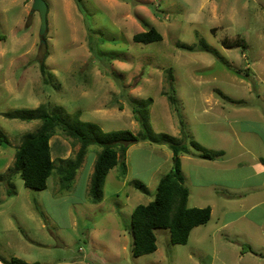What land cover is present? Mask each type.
I'll return each mask as SVG.
<instances>
[{"label": "rangeland", "instance_id": "374dc122", "mask_svg": "<svg viewBox=\"0 0 264 264\" xmlns=\"http://www.w3.org/2000/svg\"><path fill=\"white\" fill-rule=\"evenodd\" d=\"M45 1L41 43L34 0H0V129L8 139L0 145V258L41 264H264V216L241 215V196L252 189L239 188V169L201 196L190 161L181 157L188 205L214 204V214L192 229L185 244H174L169 230L157 229V250L140 256L132 254V212L155 198L160 177L173 168L167 162L155 168L161 159L147 149L163 144L136 143L129 152V176L136 179L124 184L119 167L112 168L102 203L89 195L98 145L88 147L69 190L61 188L57 172L45 190L27 187L19 175L8 178L24 136L41 126L40 120L8 114L40 106L68 120L95 122L104 132L138 133L134 104L156 137L186 142L193 157L203 151L216 155L226 146L224 159L233 158L231 163H254V156L264 162V142L246 132L245 121L264 120V0ZM150 27L163 35L161 41L133 40ZM180 119L188 134L183 140ZM50 142L56 166L74 159L80 148L61 131ZM136 182L150 195L134 192Z\"/></svg>", "mask_w": 264, "mask_h": 264}, {"label": "trees", "instance_id": "16d2710c", "mask_svg": "<svg viewBox=\"0 0 264 264\" xmlns=\"http://www.w3.org/2000/svg\"><path fill=\"white\" fill-rule=\"evenodd\" d=\"M162 39L163 35L155 27H150V29L133 36L134 41L142 43H151ZM186 47L191 49V46ZM206 50L209 49L206 48ZM40 67L44 75L46 71L44 62ZM170 100L177 110L176 97L171 95ZM132 109L135 118L141 125L138 133L130 130L104 132L95 122L83 121L79 117L75 120H68L42 106L9 113L8 116L11 118H18L26 122L40 120L41 126L37 131L24 136L15 154V160L11 167L12 174L8 178L11 181L13 177L19 175L27 187L45 190L48 187L49 177L57 172L60 176L61 188L69 190L83 163L88 147L98 145L101 147V151L95 161L89 195L92 202L99 203L104 197L102 187L109 171L118 166L122 177L127 174L126 153L130 145L140 141L167 145L173 152V168L159 179L155 198L147 204L137 205L132 212V254L140 256L157 250V229L169 230L171 241L174 244L187 243L192 229L206 224L210 220L211 207L188 205L189 189L180 166L181 155L191 153L186 142H178L168 134L156 137L149 127L148 119L140 109L134 104H132ZM179 124L183 135L182 140L186 139L188 134L181 119ZM59 131L80 142V148L74 159L69 160L66 164L56 166L52 157L50 140ZM5 143L8 144V139L0 129V145ZM198 148L201 150V146ZM218 152L217 156L223 154V151ZM216 155L209 151H203L198 156L204 159H216ZM134 187L144 194L150 193L142 183L136 182ZM13 191V189L8 190V194ZM0 259L4 264H41L38 261L27 262L18 257H13L10 260Z\"/></svg>", "mask_w": 264, "mask_h": 264}, {"label": "crops", "instance_id": "0c3cea01", "mask_svg": "<svg viewBox=\"0 0 264 264\" xmlns=\"http://www.w3.org/2000/svg\"><path fill=\"white\" fill-rule=\"evenodd\" d=\"M211 98L212 97H210V99ZM214 101L216 103V100ZM245 121L248 125V129L246 132H249L250 135L254 134L261 137V140L264 142V120L258 121L255 119L248 118ZM134 146L135 144L130 145L126 153V163L128 170H127V174L124 177H122L124 184L130 182L129 180L132 181L136 179L135 177L129 176L130 173L129 152L131 148H133ZM147 147L150 154L152 153V155H155L161 159L157 161L158 164L155 168L160 169L166 162L170 163V165L173 164V153L169 147L165 145H155V144L154 145L150 144V146ZM225 147H223L222 149L223 154L216 159H204V158H200L199 156L193 157L190 154L181 155L182 159L184 160L186 159L190 161V167H192L193 172L195 171L194 177L195 180L197 181L196 185L200 187V195L204 196L210 190H214L215 186L223 185L225 181L232 180V178L235 177L236 171L239 169L242 174V178H241L242 186H239V188L252 189V191L247 192L243 194V196H241V205L243 207V210L241 211L242 212L241 215L245 217L250 213H253L255 216L256 215L264 216V192L262 193L259 192L260 189L264 188V162L258 159L256 156H254L255 157V160L253 161L254 163L243 164V162L240 161L231 163L233 158L224 159ZM6 166L9 167V164H6L4 168ZM166 173L167 172H165L164 174ZM117 176L121 177L120 173H117ZM184 176L187 183L186 175L184 174ZM133 190L134 192H136L135 190L137 189L134 187ZM148 190L151 192L149 188ZM129 195H130L129 192H126V198H129ZM104 198L105 197H103V200L100 203L104 201ZM196 206L199 207L210 206L211 217L213 216L214 208H215L214 204H206V205L197 204V205H192L191 207H196ZM262 222L264 225V217L262 218ZM0 264H4V263L0 261Z\"/></svg>", "mask_w": 264, "mask_h": 264}, {"label": "water", "instance_id": "95a60500", "mask_svg": "<svg viewBox=\"0 0 264 264\" xmlns=\"http://www.w3.org/2000/svg\"><path fill=\"white\" fill-rule=\"evenodd\" d=\"M32 11H37L40 15V36H41V43H45V33L47 31V11H48V4L45 0H34L32 5Z\"/></svg>", "mask_w": 264, "mask_h": 264}]
</instances>
